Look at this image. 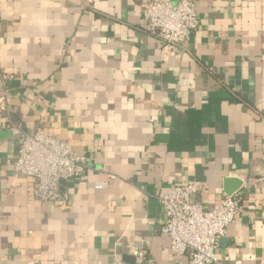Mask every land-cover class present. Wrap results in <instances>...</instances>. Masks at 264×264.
Here are the masks:
<instances>
[{
  "label": "crops",
  "instance_id": "obj_1",
  "mask_svg": "<svg viewBox=\"0 0 264 264\" xmlns=\"http://www.w3.org/2000/svg\"><path fill=\"white\" fill-rule=\"evenodd\" d=\"M146 2L0 0L13 120L91 160L60 183L64 206L35 199L0 114V264H113L127 245L187 264L156 195L188 180L207 183L194 197L206 210L239 181L212 264H264V0H195L180 47L150 35Z\"/></svg>",
  "mask_w": 264,
  "mask_h": 264
},
{
  "label": "built area",
  "instance_id": "obj_2",
  "mask_svg": "<svg viewBox=\"0 0 264 264\" xmlns=\"http://www.w3.org/2000/svg\"><path fill=\"white\" fill-rule=\"evenodd\" d=\"M143 17L148 32L163 47L182 46L198 27L195 0H147ZM10 78V72L0 69V114L6 118L8 129L18 143L13 169L33 179L35 199L64 206L68 195L61 191L60 183L91 168V160L84 153L70 149L52 132H29L13 120ZM206 186L204 181L188 180L156 195L165 216L161 231L169 237L173 253L188 256L187 264L218 262L214 250L235 219L242 201L241 193L234 191L225 194L216 207L206 210L194 200ZM126 247L133 262L115 257L113 264H156L143 245Z\"/></svg>",
  "mask_w": 264,
  "mask_h": 264
},
{
  "label": "water",
  "instance_id": "obj_3",
  "mask_svg": "<svg viewBox=\"0 0 264 264\" xmlns=\"http://www.w3.org/2000/svg\"><path fill=\"white\" fill-rule=\"evenodd\" d=\"M231 181H233V180H231L229 178H226L224 180V185H227ZM234 183H235V185L233 187H225V192L227 194H231L237 188V186L239 184V181L238 180H234ZM123 258L127 262H133V257L131 255L130 256L129 255H124Z\"/></svg>",
  "mask_w": 264,
  "mask_h": 264
}]
</instances>
